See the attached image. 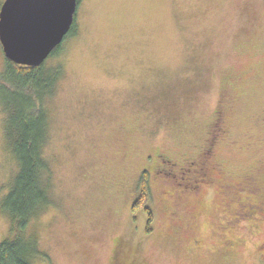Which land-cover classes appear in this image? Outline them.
Instances as JSON below:
<instances>
[{
  "label": "rangeland",
  "instance_id": "374dc122",
  "mask_svg": "<svg viewBox=\"0 0 264 264\" xmlns=\"http://www.w3.org/2000/svg\"><path fill=\"white\" fill-rule=\"evenodd\" d=\"M73 25L44 62L61 68L55 88L36 100L52 204L26 229L44 252L32 264H264V0H79ZM5 117L0 102L3 194L18 170ZM210 143L211 177L193 187L185 160ZM157 153L186 173L153 169ZM143 179L150 221L132 212ZM10 227L0 208V242Z\"/></svg>",
  "mask_w": 264,
  "mask_h": 264
},
{
  "label": "trees",
  "instance_id": "16d2710c",
  "mask_svg": "<svg viewBox=\"0 0 264 264\" xmlns=\"http://www.w3.org/2000/svg\"><path fill=\"white\" fill-rule=\"evenodd\" d=\"M1 5L2 1L0 8ZM74 25L67 35L71 34ZM60 44L50 55L60 51ZM44 62L22 65L5 56V65L0 72V102L6 113L5 139L18 163L8 193L3 194L0 186L3 195L0 208L11 220V235L0 242V264H32L36 255L44 254L37 237L26 233L29 222L52 204L51 166L44 155L49 120L43 109L35 107L37 99L53 92L61 68H47ZM139 184L140 196L133 203L132 212L136 217L138 210L144 209L150 221L148 184L146 179Z\"/></svg>",
  "mask_w": 264,
  "mask_h": 264
},
{
  "label": "water",
  "instance_id": "95a60500",
  "mask_svg": "<svg viewBox=\"0 0 264 264\" xmlns=\"http://www.w3.org/2000/svg\"><path fill=\"white\" fill-rule=\"evenodd\" d=\"M78 0H4L0 43L4 55L22 65L43 63L75 21Z\"/></svg>",
  "mask_w": 264,
  "mask_h": 264
},
{
  "label": "flooded vegetation",
  "instance_id": "af4514ba",
  "mask_svg": "<svg viewBox=\"0 0 264 264\" xmlns=\"http://www.w3.org/2000/svg\"><path fill=\"white\" fill-rule=\"evenodd\" d=\"M219 112V110L217 111ZM163 153H157L155 156H151L152 159H154V167L153 169L157 170L158 168V165L161 164L163 166H165L163 169L164 171L166 172H169L170 174H174V175H178L180 173H186V171L182 172L181 170H178L176 168V164H182L180 163V161H176L175 159L169 157L168 155H164L165 157L163 158ZM213 159V149H212V145L211 143L209 144L208 147H204L200 154H199V158L198 159H195L193 160L192 158H187L185 161L186 163H195L196 166L195 167H191L190 170L194 172H197L194 176L196 177H192L191 174L188 175V179H189V183L193 186V187H197V186H201L203 183H201V181H205V182H208V180L210 179L211 175H210V172L211 170L210 169H207V166H205V164H209V162ZM157 162H160L158 164H156ZM212 162V161H211ZM185 163V164H186ZM219 163V162H217ZM207 164V165H208ZM166 165H169L170 166V169H168V167ZM211 167V166H209ZM222 170L223 168L221 167V173H222ZM145 175L148 176V173L151 174L152 173V170L151 169H144L142 171ZM188 173H191L188 171ZM143 175V174H142ZM198 176V177H197ZM212 183V181L210 182V184ZM219 186H223V187H231L229 186V183L226 182L225 184H220ZM229 189H223L222 192L225 193V194H228ZM230 194L231 195H228L226 197V201H224L226 204L228 205H231L233 204L232 203V200L234 198H237L236 197V194L234 192L233 189H231L230 191ZM248 203V202H247ZM246 203L242 204V208L240 209V206H236L234 209H231L229 207H226V210L229 212V215L230 217L228 219L225 220V224H222V227L225 228L226 230H229L235 226L236 224V220L237 221H242L240 216L236 215V213L238 212V209L242 210L241 212L244 214L243 217H251L253 215H255L256 212H253L256 210V207H252L249 205V207H246L245 205ZM254 206V205H253ZM259 207L261 209H264L261 205H259ZM253 212V213H252ZM233 218H235L236 220H232ZM234 223V224H233Z\"/></svg>",
  "mask_w": 264,
  "mask_h": 264
}]
</instances>
